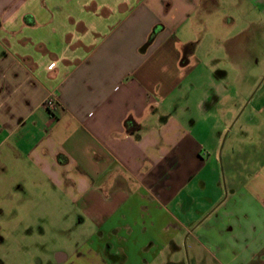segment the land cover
<instances>
[{
    "label": "crops",
    "instance_id": "0c3cea01",
    "mask_svg": "<svg viewBox=\"0 0 264 264\" xmlns=\"http://www.w3.org/2000/svg\"><path fill=\"white\" fill-rule=\"evenodd\" d=\"M253 13L264 0H0V210L30 214L51 195L80 211L95 230L59 264L101 259L105 243L135 264L150 255L140 243L185 234L212 264H264V160L231 172L202 221L185 212L218 172L236 112L221 62L245 65V35L264 28ZM24 216L0 221L1 248L46 223Z\"/></svg>",
    "mask_w": 264,
    "mask_h": 264
},
{
    "label": "rangeland",
    "instance_id": "374dc122",
    "mask_svg": "<svg viewBox=\"0 0 264 264\" xmlns=\"http://www.w3.org/2000/svg\"><path fill=\"white\" fill-rule=\"evenodd\" d=\"M252 17L255 21L260 19L264 27V18L258 17L256 13H253ZM258 28V25L253 24L244 37L249 51L241 70L228 60L221 62V68L228 70L231 77L236 79V82H233L231 78L229 83L236 92V98L230 99V106L236 103V112L216 147L218 153L216 176L213 177L208 172L204 173L207 180L206 189L198 193L197 201L192 200V203L186 206L185 212L187 211L198 221H202L219 202L226 198L231 172L236 177L243 171L252 172L257 170L264 160V106L263 100L260 99L261 89L264 87V28L262 30ZM222 55L221 53L220 56ZM238 78H242V81L238 82ZM209 124L211 121L205 122V127ZM215 136L217 140L218 136L216 134ZM243 160L246 162L243 163ZM222 191V199L217 202V194ZM48 197L46 205L41 208L37 205L39 200L37 203L32 201V209L36 205L37 208L32 213L30 211V214L18 210L9 213L7 209L1 207L0 221L25 215L24 221H46V223L44 227L33 229L31 238L29 235L24 243L18 244L15 243L16 238H9L11 242L0 247V264H59L58 253L70 255L85 247L95 227L89 224L73 205L65 204L64 208H57L52 196L48 195ZM15 221L18 219L16 218ZM144 244L146 243H140L138 246L140 248L143 245L144 248H148L146 250L150 255L142 254L140 250L132 253L136 258L132 261L135 264H212L204 249L193 243L192 238H187V234L177 238L174 244L167 247L164 244L151 245L152 247L148 243ZM109 245L110 243H105L102 246L101 259L84 260V264H128L127 261H110L107 256ZM113 254L121 253L114 251ZM147 255L153 258L147 259Z\"/></svg>",
    "mask_w": 264,
    "mask_h": 264
},
{
    "label": "built area",
    "instance_id": "2783aa9c",
    "mask_svg": "<svg viewBox=\"0 0 264 264\" xmlns=\"http://www.w3.org/2000/svg\"><path fill=\"white\" fill-rule=\"evenodd\" d=\"M44 107L49 111V113H51V115H56L60 107V102L57 97L51 95L45 100Z\"/></svg>",
    "mask_w": 264,
    "mask_h": 264
},
{
    "label": "trees",
    "instance_id": "16d2710c",
    "mask_svg": "<svg viewBox=\"0 0 264 264\" xmlns=\"http://www.w3.org/2000/svg\"><path fill=\"white\" fill-rule=\"evenodd\" d=\"M151 40H152V38H151V39H149V41L147 42V44H149V43L151 42Z\"/></svg>",
    "mask_w": 264,
    "mask_h": 264
}]
</instances>
